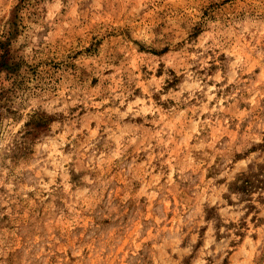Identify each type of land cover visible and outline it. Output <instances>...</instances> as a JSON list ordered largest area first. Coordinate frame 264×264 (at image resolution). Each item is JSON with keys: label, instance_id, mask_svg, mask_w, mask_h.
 <instances>
[{"label": "clouds", "instance_id": "clouds-1", "mask_svg": "<svg viewBox=\"0 0 264 264\" xmlns=\"http://www.w3.org/2000/svg\"><path fill=\"white\" fill-rule=\"evenodd\" d=\"M0 264H264V0H0Z\"/></svg>", "mask_w": 264, "mask_h": 264}]
</instances>
